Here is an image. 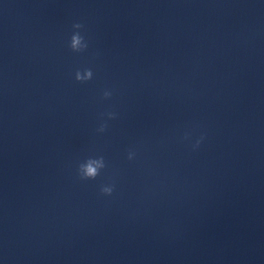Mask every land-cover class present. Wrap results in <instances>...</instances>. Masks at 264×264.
<instances>
[{
    "label": "clouds",
    "instance_id": "1",
    "mask_svg": "<svg viewBox=\"0 0 264 264\" xmlns=\"http://www.w3.org/2000/svg\"><path fill=\"white\" fill-rule=\"evenodd\" d=\"M73 33L70 37L69 41V48L74 53H81L87 50L88 48V41L86 40L85 36L81 34V30L84 28V25L80 22L73 23L72 25ZM93 78V71L91 68H85L82 71L77 70L75 72V80L80 83H85L90 81ZM112 95L111 91H104L103 98L108 99ZM109 119L115 118V113L109 112L107 113ZM107 128L106 124H101L100 127L97 129L98 132L103 133ZM189 138V134L186 133L184 139L187 140ZM203 135L198 139L195 144L192 145L193 150H196L200 143L203 140ZM136 153L133 151L128 152L127 158L129 160H133L135 158ZM106 167L105 159L103 156H98L96 158L89 157L83 163L79 164L77 169V174L80 180H95ZM115 190V184H105L100 186V194L103 196H111Z\"/></svg>",
    "mask_w": 264,
    "mask_h": 264
}]
</instances>
